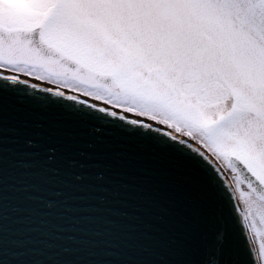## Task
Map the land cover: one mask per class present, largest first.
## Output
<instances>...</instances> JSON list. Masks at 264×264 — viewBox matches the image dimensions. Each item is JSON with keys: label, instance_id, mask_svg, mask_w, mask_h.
<instances>
[{"label": "snow or ice", "instance_id": "snow-or-ice-1", "mask_svg": "<svg viewBox=\"0 0 264 264\" xmlns=\"http://www.w3.org/2000/svg\"><path fill=\"white\" fill-rule=\"evenodd\" d=\"M7 99L21 110L12 132L25 171L41 151L59 158L33 114L118 129L170 155L232 223L231 245L221 229L215 259L205 245L188 264H264V238H252L264 229V0H0V264Z\"/></svg>", "mask_w": 264, "mask_h": 264}, {"label": "water", "instance_id": "water-1", "mask_svg": "<svg viewBox=\"0 0 264 264\" xmlns=\"http://www.w3.org/2000/svg\"><path fill=\"white\" fill-rule=\"evenodd\" d=\"M20 111L12 99L5 101L3 264H188L200 259L205 245L214 260L213 238L221 229L231 245L232 223L215 219L218 213L188 182L189 173L170 155L130 143L118 129L98 136L91 124L33 114L31 122L55 133L59 158L50 164L41 151L25 171L12 132L21 126ZM51 199L56 206L48 208Z\"/></svg>", "mask_w": 264, "mask_h": 264}, {"label": "rangeland", "instance_id": "rangeland-1", "mask_svg": "<svg viewBox=\"0 0 264 264\" xmlns=\"http://www.w3.org/2000/svg\"><path fill=\"white\" fill-rule=\"evenodd\" d=\"M255 243H258L260 239L264 238V229H261L257 232V234L252 237Z\"/></svg>", "mask_w": 264, "mask_h": 264}, {"label": "bare ground", "instance_id": "bare-ground-1", "mask_svg": "<svg viewBox=\"0 0 264 264\" xmlns=\"http://www.w3.org/2000/svg\"><path fill=\"white\" fill-rule=\"evenodd\" d=\"M29 79H32L31 77H29ZM43 83V82H42ZM53 88H55V86H53Z\"/></svg>", "mask_w": 264, "mask_h": 264}]
</instances>
